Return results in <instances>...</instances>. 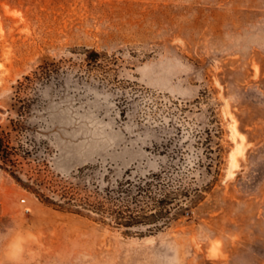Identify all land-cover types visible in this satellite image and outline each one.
Here are the masks:
<instances>
[{
  "label": "rangeland",
  "instance_id": "374dc122",
  "mask_svg": "<svg viewBox=\"0 0 264 264\" xmlns=\"http://www.w3.org/2000/svg\"><path fill=\"white\" fill-rule=\"evenodd\" d=\"M84 48L106 71H87ZM51 59L67 71L12 105ZM20 127L21 180L0 165V264H264V0H0V130ZM171 163L194 202L158 229L22 183L60 199L51 184L82 166L91 188Z\"/></svg>",
  "mask_w": 264,
  "mask_h": 264
},
{
  "label": "trees",
  "instance_id": "16d2710c",
  "mask_svg": "<svg viewBox=\"0 0 264 264\" xmlns=\"http://www.w3.org/2000/svg\"><path fill=\"white\" fill-rule=\"evenodd\" d=\"M83 53L87 71L105 68L100 62L101 53L98 50L84 48ZM68 67H65L62 60H43L34 70L18 80L12 96V105L30 108L38 101L39 88L59 78ZM126 94L123 89L119 96L122 104L128 103ZM126 105L122 112L125 111ZM18 131L13 137L10 133L0 130V165L21 180L16 172L22 159L30 155V150L21 140L22 128ZM172 157L175 158L174 155ZM84 169L85 166L79 167L76 174H73V177L76 176L73 180L66 176L51 184V191L62 197L60 199L39 192L28 181L22 183L37 192L44 202L60 210L88 215L94 220L114 223L117 226L147 225L148 228L158 229L178 215L190 212L194 202L190 196L191 189L185 184L184 170H181L179 163H171L144 174H132L127 170L113 182L102 186L96 181L92 183L91 188L77 179V176L79 178L83 175Z\"/></svg>",
  "mask_w": 264,
  "mask_h": 264
},
{
  "label": "bare ground",
  "instance_id": "6f19581e",
  "mask_svg": "<svg viewBox=\"0 0 264 264\" xmlns=\"http://www.w3.org/2000/svg\"><path fill=\"white\" fill-rule=\"evenodd\" d=\"M231 126H234V124L231 125ZM234 127H235V126H234ZM234 127H233V129H234ZM234 130H236V128H235ZM235 133H237V131H236ZM233 135H234V134H233ZM238 135H239V133H238ZM239 143H240V142H239ZM239 143H238V144H239ZM238 144H237L236 146H237V147H240ZM240 145H241V144H240ZM241 147H242V146H241ZM238 150H239V148L237 149V151H238ZM231 151H232V150H231ZM230 154H231V153H230ZM235 154H236V153H235ZM230 156H231V155H230ZM231 158H232V157H231ZM231 158H230V159H231ZM231 161H232V160H231ZM234 163H235V164H234ZM233 164H234V166H235V165H236V162H233ZM233 164H232V166H233ZM230 166H231V165H230ZM228 174H229V173H228Z\"/></svg>",
  "mask_w": 264,
  "mask_h": 264
}]
</instances>
